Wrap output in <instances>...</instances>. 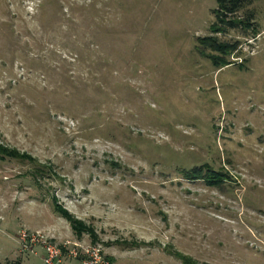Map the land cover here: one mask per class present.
I'll return each mask as SVG.
<instances>
[{
    "label": "rangeland",
    "instance_id": "374dc122",
    "mask_svg": "<svg viewBox=\"0 0 264 264\" xmlns=\"http://www.w3.org/2000/svg\"><path fill=\"white\" fill-rule=\"evenodd\" d=\"M216 7L0 0V143L29 155L0 159V264H44L24 229L113 264H264V0L219 69L196 49Z\"/></svg>",
    "mask_w": 264,
    "mask_h": 264
},
{
    "label": "trees",
    "instance_id": "16d2710c",
    "mask_svg": "<svg viewBox=\"0 0 264 264\" xmlns=\"http://www.w3.org/2000/svg\"><path fill=\"white\" fill-rule=\"evenodd\" d=\"M254 1L255 0H216L217 7L214 10L216 19L209 27V34L199 38L196 45L197 51L202 56L210 58L214 67L219 69L231 64L232 61L230 56L237 49L239 44V41H223L220 37H218V34L225 33L233 28L248 29L253 27V23L251 21L252 13L249 14L250 17L248 16L247 18H243L238 15V13L250 6ZM253 31L256 33L257 29L253 28ZM7 156L29 157V155L19 153L17 149H11L3 143H0V159ZM204 167L205 166L194 167L191 170V174H193L191 176L199 177L200 174L203 173ZM206 171H209L210 173L208 175H211V177H214L215 179L221 176L219 171H215L210 167H208ZM54 210L70 221L71 226L76 233L83 231V227H81L82 225L74 220L72 215H70L60 204H55ZM180 257L183 258L184 264H198L189 256L180 255ZM107 259L110 264H113V258L107 257ZM78 260L79 259H77V261Z\"/></svg>",
    "mask_w": 264,
    "mask_h": 264
},
{
    "label": "built area",
    "instance_id": "2783aa9c",
    "mask_svg": "<svg viewBox=\"0 0 264 264\" xmlns=\"http://www.w3.org/2000/svg\"><path fill=\"white\" fill-rule=\"evenodd\" d=\"M18 237L23 250L34 252L36 247L42 248L44 264H63L68 257L79 259L80 264H110L106 257H102L101 249L95 245L84 247L77 243L74 245L71 242L61 243L47 237L44 232H32L26 229L21 230ZM79 248L84 252L82 257H80Z\"/></svg>",
    "mask_w": 264,
    "mask_h": 264
}]
</instances>
